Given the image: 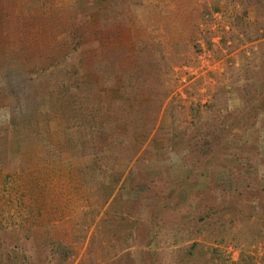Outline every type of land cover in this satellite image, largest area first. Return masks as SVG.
Here are the masks:
<instances>
[{
	"label": "rangeland",
	"instance_id": "374dc122",
	"mask_svg": "<svg viewBox=\"0 0 264 264\" xmlns=\"http://www.w3.org/2000/svg\"><path fill=\"white\" fill-rule=\"evenodd\" d=\"M204 1L215 21L178 45L117 0H55L78 48L33 97L15 82V106L0 75V264H264V7L223 39L214 7L235 0ZM79 101L94 122L75 125Z\"/></svg>",
	"mask_w": 264,
	"mask_h": 264
},
{
	"label": "trees",
	"instance_id": "16d2710c",
	"mask_svg": "<svg viewBox=\"0 0 264 264\" xmlns=\"http://www.w3.org/2000/svg\"><path fill=\"white\" fill-rule=\"evenodd\" d=\"M125 1L117 0V4H111L116 14L143 10L145 20L150 18L162 21L164 32L168 34L173 43L178 45L183 44L185 38L197 37L196 32L199 30L200 22L215 21L212 11L207 7L205 1L204 6L201 5V0H171L176 6V11L164 17L157 14L155 18H153L154 15H149L144 10L145 6L140 5L139 0H133L135 6H139L138 9H133V7H137L130 6L128 3L125 5ZM213 3L218 2L213 0ZM196 4L199 5L197 8ZM253 4L264 7V0H235L232 6L226 4L225 9L219 5L214 7V10L222 13V20L216 21L217 31L215 33L219 32L224 36L223 39L226 38L229 34L225 29L226 22H231L236 18L242 19L246 15L243 8ZM195 8L196 10L200 9L198 15L193 14ZM75 16L76 11L56 5L55 0H0V75L5 81V85L1 86L5 95L1 98L4 103L12 106L18 103L20 94L14 87L15 82L16 84L24 83V87L20 90L25 93L27 98L33 97L34 93L25 89L26 84L30 85L38 78H46V71L49 67L58 64L67 53L78 48L83 40L81 31H79L81 29L68 23L69 18ZM67 30L72 31L71 36L65 40L59 39L58 35ZM94 92H96L95 88ZM79 103L81 101L75 103L74 112L68 114L79 116L75 125H86L85 122H82L84 117L87 122H94L95 111H91L89 106L85 110ZM31 104L32 101H27L25 105L27 108L25 114L28 116L32 108L28 109ZM34 105L37 106V103L32 106ZM16 118L15 115V126L18 124V118ZM216 150L214 149V152ZM213 155L214 153L211 157ZM194 164L193 166L197 169L204 166L201 159Z\"/></svg>",
	"mask_w": 264,
	"mask_h": 264
}]
</instances>
